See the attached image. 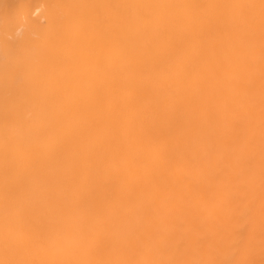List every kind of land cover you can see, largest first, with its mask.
<instances>
[{"label":"bare ground","instance_id":"6f19581e","mask_svg":"<svg viewBox=\"0 0 264 264\" xmlns=\"http://www.w3.org/2000/svg\"><path fill=\"white\" fill-rule=\"evenodd\" d=\"M0 264H264V0H0Z\"/></svg>","mask_w":264,"mask_h":264}]
</instances>
